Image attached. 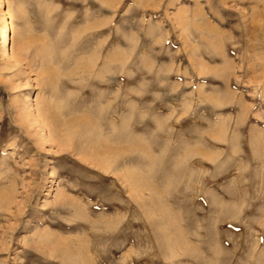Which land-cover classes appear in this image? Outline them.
Here are the masks:
<instances>
[{
  "label": "rangeland",
  "instance_id": "1",
  "mask_svg": "<svg viewBox=\"0 0 264 264\" xmlns=\"http://www.w3.org/2000/svg\"><path fill=\"white\" fill-rule=\"evenodd\" d=\"M6 32L0 264H264V0H0Z\"/></svg>",
  "mask_w": 264,
  "mask_h": 264
},
{
  "label": "bare ground",
  "instance_id": "2",
  "mask_svg": "<svg viewBox=\"0 0 264 264\" xmlns=\"http://www.w3.org/2000/svg\"><path fill=\"white\" fill-rule=\"evenodd\" d=\"M0 43H1V46L3 47V49L4 50H6V48H7V45L9 44V34L6 32V33H4L3 35H2V37H1V40H0ZM28 110V109H27ZM30 110V109H29ZM38 110V109H37ZM37 112H40L39 110L37 111ZM39 114V113H38ZM40 115H41V113H40ZM30 116V115H29ZM41 117V116H40ZM42 118H43V116H42ZM48 119V121L50 122L51 121V119H49V118H47ZM47 119H46V121H47ZM34 121V120H33ZM43 121H44V123H43ZM45 121V119L43 118L42 120H38L37 121V125L39 126V127H42V125L43 126H46L47 125V123H48V121L46 122ZM54 123V122H53ZM77 123V122H76ZM88 126V125H87ZM78 129V128H77ZM49 132V135H50V130L48 131Z\"/></svg>",
  "mask_w": 264,
  "mask_h": 264
}]
</instances>
